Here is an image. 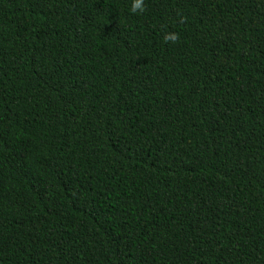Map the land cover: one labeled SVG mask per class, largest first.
<instances>
[{
  "label": "trees",
  "instance_id": "obj_1",
  "mask_svg": "<svg viewBox=\"0 0 264 264\" xmlns=\"http://www.w3.org/2000/svg\"><path fill=\"white\" fill-rule=\"evenodd\" d=\"M128 5L0 0V264H264V0Z\"/></svg>",
  "mask_w": 264,
  "mask_h": 264
},
{
  "label": "clouds",
  "instance_id": "obj_2",
  "mask_svg": "<svg viewBox=\"0 0 264 264\" xmlns=\"http://www.w3.org/2000/svg\"><path fill=\"white\" fill-rule=\"evenodd\" d=\"M130 13L133 14H142L146 9V0H129L128 5ZM181 21H183V17H180ZM162 39L165 42L176 43L179 40V33L175 31H165L163 33Z\"/></svg>",
  "mask_w": 264,
  "mask_h": 264
}]
</instances>
